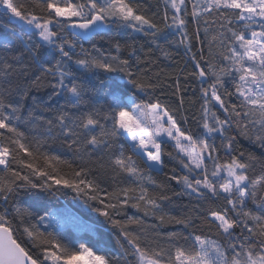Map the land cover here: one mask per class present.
I'll return each instance as SVG.
<instances>
[{
	"label": "snow or ice",
	"instance_id": "6c2138e0",
	"mask_svg": "<svg viewBox=\"0 0 264 264\" xmlns=\"http://www.w3.org/2000/svg\"><path fill=\"white\" fill-rule=\"evenodd\" d=\"M0 9L8 24L23 25L9 29L13 41L0 43V199L20 188L39 190L37 197L55 195L54 185L72 190L120 229L124 264H264V151L245 152L237 139L264 149V0H163L156 12L146 0H0ZM121 30L132 42L98 45L97 38ZM133 33L148 38L146 52ZM180 46L191 63L185 83L200 84L199 116L191 118L199 133L185 127L179 75L172 95L181 97L173 104L161 95L163 70L147 68L159 61L154 52L172 59ZM45 81L52 91L41 101L31 93ZM57 141L73 160L44 150ZM97 153L103 156L94 171ZM165 156L183 174L164 173ZM162 173L179 191L154 178ZM184 195L196 201L187 212L165 211L164 202ZM126 207L158 223L115 218ZM32 218L25 211L20 221L35 251L18 242L0 213V264H117L91 240L71 247L58 238L64 228L95 231L71 208L26 223ZM166 224L184 231L161 232Z\"/></svg>",
	"mask_w": 264,
	"mask_h": 264
},
{
	"label": "trees",
	"instance_id": "16d2710c",
	"mask_svg": "<svg viewBox=\"0 0 264 264\" xmlns=\"http://www.w3.org/2000/svg\"><path fill=\"white\" fill-rule=\"evenodd\" d=\"M146 3L151 5V12H156L163 9V0H146ZM8 19L9 14L3 9H0V43L13 41L15 39L13 32L9 29H14L16 32H20L23 27V25L19 23L8 24ZM157 19H159V17H157ZM4 25H7V27H2ZM195 27L196 25L190 20L189 30L194 31ZM132 35L137 46L139 47L140 45H144V51L146 52L149 43L148 38L143 36L141 33H133ZM112 38L119 39L121 42L124 40H129L128 35L123 30H121L109 32V34L104 36L102 40L97 38V43L98 45L107 48L108 41ZM168 38H175L179 40L180 36L178 34H170ZM26 39L30 38L26 37ZM129 42L132 41L129 40ZM85 47H90V44L86 43ZM200 47L201 44L199 42H195V48L199 49ZM172 52V59H165L159 52H154L152 59L159 57V61L156 66L148 65L147 68H151L152 73L163 70L165 76L161 77V83L164 92L161 93V95L165 96V98L173 104L178 103L181 97L180 93H177L175 96L172 95L173 90L176 87L174 81L176 80L177 75H179L180 83L184 88V106L181 109V113L189 117V123L185 125V127L191 128L194 133H199L202 131V129L199 128L196 125V122L191 118L192 116H199L200 102L198 89L200 84L196 80H187L185 83V72L191 71V63L189 61L188 55H186L184 52L183 46H180L179 48L173 47ZM147 68H145V70H147ZM182 69L185 71H181ZM51 91L52 89L48 87V81H45L44 86H42L39 90H33L31 94L36 96L41 101H47V97ZM59 102L62 103L63 101L61 100ZM21 128L22 130H25V126H21ZM237 139L238 147L245 152H251L259 156L260 153L264 151V149H261L255 143H250L243 136H238ZM216 143H220L219 139L216 140ZM44 150L51 155L59 156L62 160L71 161L74 159L72 153L68 151L66 147H63L59 141L55 143L50 142L49 146H46ZM167 150L172 151L171 146H169ZM219 155L223 157L225 153L221 151ZM102 156L103 153H97L92 157L93 161L97 162L94 165V171L95 169L99 168V158ZM163 159L165 164L164 173L171 175V170L175 168L177 174H183L184 170L178 164L177 160L171 159L168 156H165ZM13 167L16 168L17 166L13 165ZM154 178L160 183L171 184V188L179 191V186L175 184L174 181H168L163 173L159 176H155ZM33 179L41 180L42 178L33 177ZM47 182L51 183L50 180ZM102 187L107 188L109 191L111 190L108 183L102 184ZM53 189H59V191H56L55 195H50L46 191L40 192L39 196L37 197L34 195V193L38 192L39 190L29 191L27 189L20 188L18 189L19 194L14 198H10L7 202L0 199V213H6L7 219L12 222L13 228L15 229L14 235L19 238L18 242H22V246H26L30 250L35 251V249L32 248L28 237L23 233V225L21 224L20 216L25 211L30 212L33 217L30 221H26V223H35V218H37L39 215H48L49 213L62 208H71L77 215L87 218L89 223L94 224L95 231L94 233H77L70 229L64 228L59 230L58 238L71 247H78L79 243H88V241L91 240L96 244L94 250L106 251L108 256H111L112 259L117 261V264H124L125 254L124 250L120 247V244L124 243L125 241L120 229L113 227L111 223L106 221L103 217H98V214L92 211L90 207L85 205L83 200L80 197H77L76 193L72 190L66 189L62 185H54ZM168 194L171 195V191H169ZM101 198H104L103 193H101ZM195 203V200L190 201L186 195L173 196L172 203L169 204L168 202H164V208L165 211L170 212L171 215L179 216L182 213L187 212L188 207L190 205H194ZM89 204H91L93 207H102V205L99 204V201H89ZM251 207L253 210H255V205H251ZM43 209H46L47 211H44ZM129 217L147 219L149 224L158 223V221H156L154 218H145L143 212L137 211L131 207L124 208L121 215L116 216L115 218L126 220ZM197 223L199 222L197 221ZM41 230H43V227ZM203 230L205 233L208 232L207 228H204ZM160 231L171 232L184 230L180 225L166 224L160 229ZM211 238L215 239L216 237L213 235ZM129 259H131V257H129Z\"/></svg>",
	"mask_w": 264,
	"mask_h": 264
},
{
	"label": "rangeland",
	"instance_id": "374dc122",
	"mask_svg": "<svg viewBox=\"0 0 264 264\" xmlns=\"http://www.w3.org/2000/svg\"><path fill=\"white\" fill-rule=\"evenodd\" d=\"M174 183H175V181H174ZM176 184V183H175Z\"/></svg>",
	"mask_w": 264,
	"mask_h": 264
}]
</instances>
